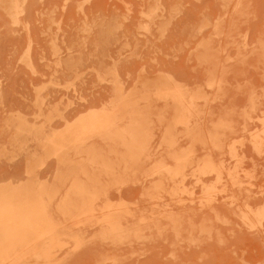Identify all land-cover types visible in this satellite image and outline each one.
<instances>
[{
    "label": "rangeland",
    "instance_id": "1",
    "mask_svg": "<svg viewBox=\"0 0 264 264\" xmlns=\"http://www.w3.org/2000/svg\"><path fill=\"white\" fill-rule=\"evenodd\" d=\"M0 201V264H264V0H0Z\"/></svg>",
    "mask_w": 264,
    "mask_h": 264
},
{
    "label": "bare ground",
    "instance_id": "2",
    "mask_svg": "<svg viewBox=\"0 0 264 264\" xmlns=\"http://www.w3.org/2000/svg\"><path fill=\"white\" fill-rule=\"evenodd\" d=\"M176 96H177V95H176ZM171 97H173V96H171ZM174 98H175V97H174ZM176 98H177V97H176ZM181 98H182V97H181ZM177 99H178V98H177ZM175 100H176V99H175ZM176 101H177V100H176ZM177 102H178V101H177ZM180 111H181V110H180ZM182 111H183V110H182ZM104 112H105V111H104ZM178 112H179V111H178ZM178 112H177V114H178ZM183 112H184V111H183ZM100 113H101V112H100ZM102 113H103V112H102ZM102 113H101V115H102ZM105 114H108V112L104 113V115H105ZM177 114H176V115H177ZM184 114H185V112H184ZM99 115H100V114H99ZM101 115H100V116H101ZM104 115H103V116H104ZM181 115H182V114H181ZM107 116H108V115H107ZM179 116H180V115H179ZM182 116H183V115H182ZM182 116H181V117H182ZM106 118H107V117H106ZM109 118H110V117H109ZM183 118H185V117H183ZM183 118H182V119H183ZM101 119H102V118H101ZM103 119H104V118H103ZM103 119H102V120H103ZM107 119H108V118H107ZM96 120H100V119L97 118ZM96 120H95V122H96ZM105 120H106V119H105ZM105 120H104V121H105ZM177 120H178V116H177ZM179 120H180V118H179ZM85 121H86V119H85ZM108 121H109V120H108ZM180 121H181V120H180ZM106 122H107V121H106ZM178 122H179V121H178ZM86 123H87V122H86ZM99 123L102 124V122H99ZM104 123H105V122H104ZM107 123H109V122H107ZM181 123H182V121H181ZM87 124H88V123H87ZM101 124H98V123H97L96 125L99 126V125H101ZM111 125H112V124H111ZM93 126H94V124H93ZM102 126H104V125H102ZM109 126H110V124H109ZM94 127H95V126H94ZM99 127H100V126H99ZM99 127H98V128H99ZM105 127H106V125H105ZM107 127H108V125H107ZM90 128L93 129V127H91V126H90ZM103 129H104V127H103ZM103 129L101 128V130L105 132V130H106L107 128L104 129V130H103ZM89 130H90V129H89ZM94 130H97V127H95ZM94 130H93V131H94ZM94 132H95V131H94ZM104 132H100V133H104ZM71 133H72V132H71ZM74 133H76V132H74ZM90 133H91V131H90ZM75 135H76V134H75ZM75 135H74L73 137L76 138L77 136H75ZM122 136H123V135H122ZM69 137H70V136H69ZM131 137H132V136H131ZM71 138H72V137H71ZM75 138H74V139H75ZM135 139H136V138H135ZM71 140H72V139H71ZM76 140H77V139H76ZM72 141H74V140H72ZM131 143H133V142H131ZM125 144H126V143H125ZM134 144H135V143H134ZM128 145H129V144H128ZM131 145H132V144H131ZM136 153H137V152H136ZM131 154H132V153H131ZM137 154H138V153H137ZM182 155H183V154H182ZM131 156H132V155H131ZM136 156H137V155H136ZM186 156H187V155H186ZM132 158H133V157H132ZM185 158H186V157H185ZM182 160H183V159H181V161H182ZM186 160H187V159H186ZM186 160H185V161H186ZM174 161H175V160H174ZM176 161H178V160H176ZM176 161H175V162H176ZM179 161H180V159H179ZM179 161H178V163H179ZM185 161H184V162H185ZM182 162H183V161H182ZM187 162H188V161H187ZM178 163L176 162L177 165H178ZM180 163H181V162H180ZM180 163H179V164H180ZM181 164H182V163H181ZM187 164H188V163H186V165H187ZM204 165H205V164H204ZM206 165H207V168H206L205 166H204V167H205L206 169H208V165H209V164H206ZM210 167H211V165H210ZM157 168H159V167H157ZM163 168H164V166H163ZM184 168H185V165H182V166H180L179 168L177 167V170H176V172L174 173V175H179V177H180V175H182V172H183ZM160 169H161V168H160ZM188 169H189V167H188ZM202 169H203V168H202ZM202 169H200V170H202ZM206 169H205V170H206ZM167 170H168V169H166V171H164V172H167ZM208 170H211V168H209ZM214 171H217V169H216V170H212V172H214ZM160 172H161V171H160ZM164 172H163V173H164ZM172 172H174V171H172ZM203 172H204V171L202 170L201 173H203ZM212 172H211V171H210V172H209V171H208V172L205 171V173H212ZM169 173H170V172H169ZM183 173H184V172H183ZM201 173H200V174H201ZM217 173H218V172H217ZM166 174H168V173H166ZM174 175H173V178L175 177ZM216 176H217V175H216ZM173 178H172V179H173ZM181 179H183V178H181ZM181 179H180V180H181ZM77 187H79V185H78ZM81 188H82V186H81ZM73 189H74V188H73ZM84 189H85V188H84ZM94 189H95V188H94ZM86 190H87V189H86ZM77 191H79V190H77ZM82 191H83V189H82ZM87 191H88V190H87ZM87 191H86V193H87ZM22 192H23V191H22ZM74 192H75V191H74ZM84 192H85V191H84ZM84 192H83V193L80 192V195L82 194V196H81L82 198H83V196H84ZM24 193H25V192H24ZM27 193H28V192H26V195H27ZM88 193H89V192H88ZM77 194H78V193H77ZM89 194L92 195L93 192H92V194H91V193H89ZM10 195H11V194H10ZM28 195H29V194H28ZM39 195H40V194H39ZM78 195H79V194H78ZM90 195H89V196H90ZM41 196H42V194H41ZM86 196H87V195H86ZM89 196L86 197V198H89ZM11 197H13V194H12V196H10V198H11ZM22 197H23V196H22ZM35 197H37V196H35ZM39 197H40V196H39ZM13 198H14V197H13ZM13 198H11V200H12ZM41 198H42V197H41ZM93 198H94V197H93ZM8 199H9V198H8ZM14 199H15V198H14ZM21 199H22V198H21ZM31 199H32V198H31ZM39 199H40V198H39ZM16 200H17V199H16ZM26 200H27V199H26ZM80 200H81V199H80ZM85 200H86V199H85ZM89 200H91V199H89ZM3 201H4V204H2V206L5 205V200H2V202H3ZM38 201H39V200H38ZM40 201H41V199H40ZM82 201H83L82 203L87 202V201H84V200H82ZM93 201H94V200H93ZM2 202L0 201V203H2ZM7 202H9V201H7ZM35 202H36V201H35ZM15 203H16V202H15ZM22 203H24V202H22ZM90 203H91V202H90ZM90 203H89V204H90ZM10 204H11V202H10ZM24 204H25V203H24ZM40 204H41V203H40ZM87 204H88V203H87ZM87 204H86V205H87ZM89 204H88V206H89ZM91 204H92V203H91ZM81 205H82V204H81ZM81 205H80V206H81ZM86 205H85V206H86ZM5 206L7 207L8 205L6 204ZM5 206H4L3 208H5ZM42 206H44V205H42ZM83 206H84V205H83ZM40 208H41V207H40ZM89 208H90V207H89ZM9 209H10V208H9ZM9 209H8V210H9ZM19 209H20V208H19ZM19 209H17V211H18ZM1 210L4 211V212H6L5 209H1ZM6 210H7V209H6ZM40 211H41V210H40ZM43 211H44V210H43ZM43 211H42V213H43ZM4 212H1V213H4ZM18 212H19V211H18ZM11 213H12V215L10 214V211H9V213H8V214L10 215L11 218L16 217V214H13V212H11ZM80 213H81V212H80ZM80 213H78V214H80ZM39 214H40V213H39ZM43 215H44V214H43ZM37 216H38V215H35V214H34L32 217L35 218V217H37ZM45 216H46V215H45ZM22 217H23V216H22ZM8 218H9V216H8ZM11 218H10L9 220H11ZM19 218H20V217H19ZM0 219H1V217H0ZM27 219H28V217H27ZM42 219L44 220V218H42ZM1 220H2V219H1ZM1 220H0V222H1ZM4 220H8V219H4ZM14 220H15V219H14ZM43 220H42V221H43ZM114 220H115V219H114ZM15 221H16V220H15ZM45 221H46V220H45ZM47 221H48V219H47ZM111 221H112V219H111ZM117 221H118V220H117ZM25 222H26V220H25ZM27 222H28V221H27ZM23 223H24V222H23ZM115 223H116V222H115ZM6 224H7V223H6ZM8 224H9V223H8ZM21 224H22V223H21ZM37 224H38V223H37ZM37 224L35 223V226H36ZM110 224H112V223H110ZM110 224H109L108 226L111 227ZM118 224H120L119 221H118ZM15 225H16V223H15ZM33 225H34V224H32V226H33ZM39 225H40V224H39ZM112 225H113V224H112ZM116 225H117V224H116ZM7 226H8V225H7ZM9 226H10V229L8 228L9 231H11L13 227L15 228V226H13L12 228H11V225H9ZM16 226H17V225H16ZM18 226H19V225H18ZM41 226H42V225H41ZM5 227H6V226H5ZM23 227H25L24 224H23ZM26 227H27V226H26ZM36 227H38V225H37ZM42 227H43V226H42ZM114 227H115V225H114ZM116 227L119 228L118 226H116ZM1 228H2V227H1ZM3 228H4V227H3ZM3 228H2V230H3ZM14 228H13V229H14ZM19 228L22 229V227H19ZM27 228H28V227H27ZM39 228H41V227H39ZM43 228L45 229V227H43ZM43 228H42V229H43ZM48 228H49V227H48ZM108 228H109V227H108ZM23 229H25V228H23ZM23 229H22V230H23ZM34 229H35V228H34ZM112 229H114V228H112ZM120 229H121V228H120ZM5 230H7V229L5 228ZM15 230H17V227H16ZM26 230H27V229H26ZM18 231H19V229H18ZM44 231H45V230H44ZM110 231H111V230H110ZM113 231H114V230H113ZM120 231H121V230H120ZM2 232H3V231H2ZM2 232H1V234H2ZM15 232H16V231H15ZM25 232H26V231H25ZM39 232H40V231H39ZM111 232H112V231H111ZM3 233H4V232H3ZM5 233H6V232H5ZM7 233H8V232H7ZM23 233H24V231H23ZM23 233H22V234H23ZM41 233H42V232H41ZM47 233H50V232H47ZM113 233H114V232H113ZM19 234H20V233H19ZM44 234H45V233H42V235H44ZM116 234H117V233L114 234L115 237H116ZM119 234H122V232H121V233L119 232ZM6 235H7V236H10L9 234H6ZM23 235H25V234H23ZM30 235H31V234H30ZM32 235H33V234H32ZM37 235H39V237H40L41 234H38V232H37ZM37 235H36V236H37ZM44 236H45V235H44ZM44 236H42V237H44ZM14 237H16V236H14ZM17 237L19 238L20 235L17 236ZM21 237H23V236H21ZM7 238H8V237H7ZM33 238H34V237H33ZM35 238H36V237H35ZM35 238H34V239H35ZM2 239H3V238H2ZM12 239H13V237H12ZM23 239H24V237H23ZM36 239H37V238H36ZM0 240H1V239H0ZM17 241H19V240H17ZM17 241H16V242H17ZM20 241L23 242L22 239H21ZM20 241H19V243H20ZM32 241H33V240H32ZM1 242H2V241H1ZM13 242H14V241H13ZM8 245H9V244H8ZM17 245H18V242H17ZM22 245H23V244H22ZM13 248H14V247H13ZM17 249H18V247H17ZM6 250H7V249H6ZM14 250H15V249H14ZM4 251H5V250H4ZM12 251H13V250H12ZM9 252H10V249H9ZM6 253H7V252H6ZM37 255H38V254H37ZM42 256H43V255H42ZM44 257H45V255H44ZM2 259H3V258H2Z\"/></svg>",
    "mask_w": 264,
    "mask_h": 264
}]
</instances>
